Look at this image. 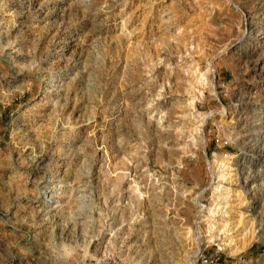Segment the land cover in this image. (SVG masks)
<instances>
[{
  "label": "rangeland",
  "instance_id": "obj_1",
  "mask_svg": "<svg viewBox=\"0 0 264 264\" xmlns=\"http://www.w3.org/2000/svg\"><path fill=\"white\" fill-rule=\"evenodd\" d=\"M264 264V0H0V264Z\"/></svg>",
  "mask_w": 264,
  "mask_h": 264
},
{
  "label": "built area",
  "instance_id": "obj_2",
  "mask_svg": "<svg viewBox=\"0 0 264 264\" xmlns=\"http://www.w3.org/2000/svg\"><path fill=\"white\" fill-rule=\"evenodd\" d=\"M201 258L204 263L223 264L219 257L206 256L202 254Z\"/></svg>",
  "mask_w": 264,
  "mask_h": 264
},
{
  "label": "bare ground",
  "instance_id": "obj_3",
  "mask_svg": "<svg viewBox=\"0 0 264 264\" xmlns=\"http://www.w3.org/2000/svg\"><path fill=\"white\" fill-rule=\"evenodd\" d=\"M194 261H195V260H194ZM194 261H193V264H195Z\"/></svg>",
  "mask_w": 264,
  "mask_h": 264
}]
</instances>
